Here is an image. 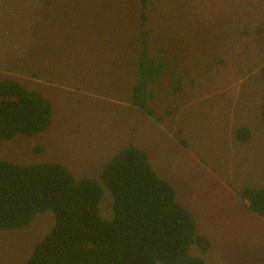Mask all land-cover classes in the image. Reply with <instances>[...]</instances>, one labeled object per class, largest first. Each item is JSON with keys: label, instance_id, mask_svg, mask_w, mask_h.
I'll use <instances>...</instances> for the list:
<instances>
[{"label": "rangeland", "instance_id": "1", "mask_svg": "<svg viewBox=\"0 0 264 264\" xmlns=\"http://www.w3.org/2000/svg\"><path fill=\"white\" fill-rule=\"evenodd\" d=\"M142 13L152 55L179 65L178 78L152 89L160 121L131 106ZM1 80L42 94L53 111L46 131L0 141L1 160L58 163L96 180L133 145L209 239L205 253L192 245L189 254L264 264V219L238 197L264 188V0H148L144 9L140 0H0ZM240 127L250 132L245 143ZM110 203L104 190L103 221ZM54 221L46 211L0 231V264H23Z\"/></svg>", "mask_w": 264, "mask_h": 264}, {"label": "trees", "instance_id": "2", "mask_svg": "<svg viewBox=\"0 0 264 264\" xmlns=\"http://www.w3.org/2000/svg\"><path fill=\"white\" fill-rule=\"evenodd\" d=\"M147 1L140 0L142 9ZM139 25L134 31L138 51L131 106L160 121L154 115L157 94L152 89L178 78L179 65L157 61L143 13ZM174 89L179 91V83ZM52 113L51 102L42 94L15 80L0 81V141L46 131ZM260 116L264 121V100ZM249 135L245 127L236 131L242 143ZM104 190L112 198L109 221H103L99 212ZM238 197L252 214L264 219V188L243 187ZM46 211L53 213L54 226L23 264H206L189 250L195 245L205 253L209 239L196 234L194 219L176 201L172 185L133 145L108 159L96 180H77L58 163L23 166L0 159V231L28 226Z\"/></svg>", "mask_w": 264, "mask_h": 264}, {"label": "crops", "instance_id": "3", "mask_svg": "<svg viewBox=\"0 0 264 264\" xmlns=\"http://www.w3.org/2000/svg\"><path fill=\"white\" fill-rule=\"evenodd\" d=\"M114 146H115V144H114Z\"/></svg>", "mask_w": 264, "mask_h": 264}]
</instances>
